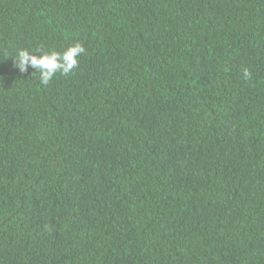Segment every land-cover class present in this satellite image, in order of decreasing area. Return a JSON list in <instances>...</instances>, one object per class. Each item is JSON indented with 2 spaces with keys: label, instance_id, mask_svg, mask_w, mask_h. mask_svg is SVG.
Instances as JSON below:
<instances>
[{
  "label": "trees",
  "instance_id": "obj_1",
  "mask_svg": "<svg viewBox=\"0 0 264 264\" xmlns=\"http://www.w3.org/2000/svg\"><path fill=\"white\" fill-rule=\"evenodd\" d=\"M0 264H264V0H0Z\"/></svg>",
  "mask_w": 264,
  "mask_h": 264
},
{
  "label": "clouds",
  "instance_id": "obj_2",
  "mask_svg": "<svg viewBox=\"0 0 264 264\" xmlns=\"http://www.w3.org/2000/svg\"><path fill=\"white\" fill-rule=\"evenodd\" d=\"M83 43L76 42L69 45L63 51L55 49L45 50L43 47H37L34 50L19 48L14 54V67L20 73L28 71L29 67L39 77L41 85H48L58 74L67 76L78 69L80 58L85 53ZM38 53V54H37ZM250 72L244 69V78L248 79Z\"/></svg>",
  "mask_w": 264,
  "mask_h": 264
}]
</instances>
